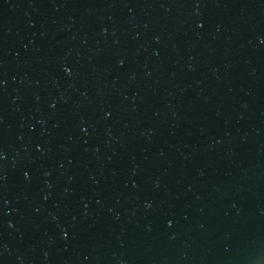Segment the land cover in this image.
<instances>
[{
	"label": "water",
	"instance_id": "obj_1",
	"mask_svg": "<svg viewBox=\"0 0 264 264\" xmlns=\"http://www.w3.org/2000/svg\"><path fill=\"white\" fill-rule=\"evenodd\" d=\"M0 264H264V0H0Z\"/></svg>",
	"mask_w": 264,
	"mask_h": 264
}]
</instances>
